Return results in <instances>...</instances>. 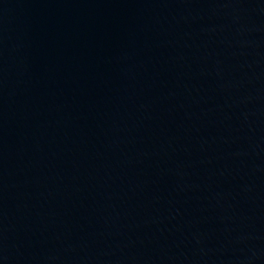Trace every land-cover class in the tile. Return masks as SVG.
Masks as SVG:
<instances>
[{
	"label": "water",
	"instance_id": "water-1",
	"mask_svg": "<svg viewBox=\"0 0 264 264\" xmlns=\"http://www.w3.org/2000/svg\"><path fill=\"white\" fill-rule=\"evenodd\" d=\"M0 264H264V0H0Z\"/></svg>",
	"mask_w": 264,
	"mask_h": 264
}]
</instances>
